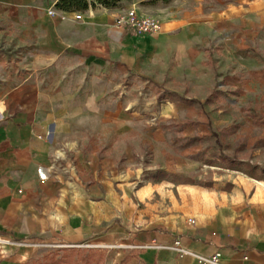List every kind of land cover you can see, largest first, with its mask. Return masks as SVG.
I'll list each match as a JSON object with an SVG mask.
<instances>
[{
    "label": "crops",
    "instance_id": "crops-1",
    "mask_svg": "<svg viewBox=\"0 0 264 264\" xmlns=\"http://www.w3.org/2000/svg\"><path fill=\"white\" fill-rule=\"evenodd\" d=\"M140 1L0 0V235L9 239L0 241V264H38L58 246L107 236V218L91 213L98 202L67 193L60 153L78 159L97 140H122L163 92L210 97L234 92L252 74L245 35L264 38V0L229 14L181 15H155ZM131 7L157 16L162 32L117 26ZM259 50L264 71V45ZM176 235L224 264H264V223L223 214L142 236L148 247L127 251L121 264H204L170 247Z\"/></svg>",
    "mask_w": 264,
    "mask_h": 264
},
{
    "label": "rangeland",
    "instance_id": "rangeland-1",
    "mask_svg": "<svg viewBox=\"0 0 264 264\" xmlns=\"http://www.w3.org/2000/svg\"><path fill=\"white\" fill-rule=\"evenodd\" d=\"M256 2L138 3L155 8V15L162 11L181 15L198 10L229 14ZM245 37L252 40L253 71L241 76L234 92L195 98L163 92L155 107L139 113L144 123L122 140L115 137L112 145L97 140L78 159L60 153L67 193L73 199L97 201L91 213H101L109 226L105 237L58 246L60 256L67 251L74 259L89 254L90 264H121L127 251L134 250L126 245L140 244L142 236L189 226L188 218L196 223L223 214L264 223V71L258 62L264 38L255 32ZM241 48L248 51V42ZM104 199L106 207L99 203ZM57 251L49 255L57 256Z\"/></svg>",
    "mask_w": 264,
    "mask_h": 264
},
{
    "label": "built area",
    "instance_id": "built-area-1",
    "mask_svg": "<svg viewBox=\"0 0 264 264\" xmlns=\"http://www.w3.org/2000/svg\"><path fill=\"white\" fill-rule=\"evenodd\" d=\"M48 14H54L53 6L49 7ZM75 18L81 19V14H75ZM116 24L120 27H126L137 34L156 35L162 32V22L157 16L140 14L134 7L120 13L116 19ZM186 223L190 225L195 224V219L188 218ZM0 241H9V239L0 235ZM125 247L131 249L146 248L148 247V244L141 243L126 245ZM170 247L181 257L190 254L197 257L199 261L204 264H224L219 253L210 256H203L190 251L183 246L179 236L172 240Z\"/></svg>",
    "mask_w": 264,
    "mask_h": 264
},
{
    "label": "trees",
    "instance_id": "trees-1",
    "mask_svg": "<svg viewBox=\"0 0 264 264\" xmlns=\"http://www.w3.org/2000/svg\"><path fill=\"white\" fill-rule=\"evenodd\" d=\"M100 2H103L107 5L114 4L117 0H98ZM90 258L91 256L88 254L87 256H84L83 254H80L78 259H74L71 253L64 251L63 255L60 257H57L55 254L53 255H46L44 257V260L39 262L38 264H90ZM79 260V261H78Z\"/></svg>",
    "mask_w": 264,
    "mask_h": 264
}]
</instances>
